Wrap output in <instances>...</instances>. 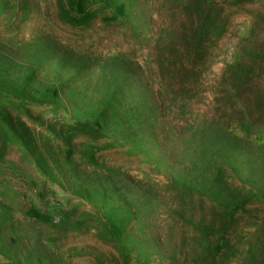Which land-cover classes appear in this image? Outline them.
Segmentation results:
<instances>
[{
    "label": "rangeland",
    "instance_id": "1",
    "mask_svg": "<svg viewBox=\"0 0 264 264\" xmlns=\"http://www.w3.org/2000/svg\"><path fill=\"white\" fill-rule=\"evenodd\" d=\"M192 1L0 0V264H264V0Z\"/></svg>",
    "mask_w": 264,
    "mask_h": 264
},
{
    "label": "trees",
    "instance_id": "2",
    "mask_svg": "<svg viewBox=\"0 0 264 264\" xmlns=\"http://www.w3.org/2000/svg\"><path fill=\"white\" fill-rule=\"evenodd\" d=\"M193 0L191 4L192 24L190 31L183 35H178V42L183 43L192 62L203 60L206 53L203 47L206 44L214 43L212 34H214L215 16L211 0ZM201 14V15H199ZM203 50V51H202ZM201 55V57H200Z\"/></svg>",
    "mask_w": 264,
    "mask_h": 264
}]
</instances>
